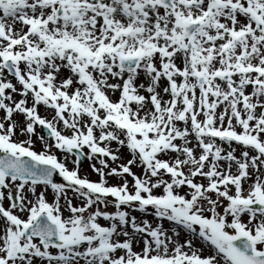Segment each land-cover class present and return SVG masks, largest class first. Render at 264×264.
Returning <instances> with one entry per match:
<instances>
[{
  "label": "snow or ice",
  "instance_id": "snow-or-ice-1",
  "mask_svg": "<svg viewBox=\"0 0 264 264\" xmlns=\"http://www.w3.org/2000/svg\"><path fill=\"white\" fill-rule=\"evenodd\" d=\"M0 264H264V0H0Z\"/></svg>",
  "mask_w": 264,
  "mask_h": 264
},
{
  "label": "rangeland",
  "instance_id": "rangeland-1",
  "mask_svg": "<svg viewBox=\"0 0 264 264\" xmlns=\"http://www.w3.org/2000/svg\"><path fill=\"white\" fill-rule=\"evenodd\" d=\"M37 149L39 150V143H37ZM87 164L82 168V173H88V178L89 179H92V180H96L97 179V176L94 174V173H92L91 172V169H90V167H89V161L88 162H86ZM93 163H95V161H93ZM68 166H70V167H72V165L71 164H69ZM135 170V169H134ZM111 183H116V181H110ZM149 219H151L150 217H149ZM103 223V222H102Z\"/></svg>",
  "mask_w": 264,
  "mask_h": 264
},
{
  "label": "water",
  "instance_id": "water-1",
  "mask_svg": "<svg viewBox=\"0 0 264 264\" xmlns=\"http://www.w3.org/2000/svg\"><path fill=\"white\" fill-rule=\"evenodd\" d=\"M83 162H84V161H83ZM83 162H81V163L83 164ZM54 180H55L56 182H61V181L58 179L57 176L54 177Z\"/></svg>",
  "mask_w": 264,
  "mask_h": 264
}]
</instances>
